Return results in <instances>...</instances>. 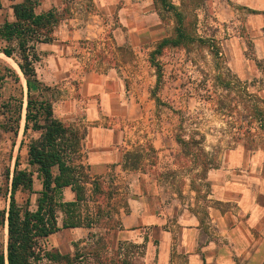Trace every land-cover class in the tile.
Listing matches in <instances>:
<instances>
[{"label":"crops","instance_id":"1","mask_svg":"<svg viewBox=\"0 0 264 264\" xmlns=\"http://www.w3.org/2000/svg\"><path fill=\"white\" fill-rule=\"evenodd\" d=\"M11 1L15 4L23 0ZM37 1V13L57 9L62 15L54 31L55 39L37 45L40 56L36 63L37 77L48 87H66L76 78L81 79V96H69L72 98L61 102L68 106L66 113L55 115L67 125L80 129L83 136L80 161L91 180L103 181L114 190L116 216L120 220L119 229L111 232L114 243L127 240L145 244V254L134 259L136 264H264V150L233 149L226 165L209 175L211 191L203 198L192 187L190 179L178 186L172 182V177H163L161 172L165 166L159 163L148 164L146 158L136 165L131 163L132 151L141 144L143 152L145 144L143 141L135 144L127 136L131 135V129L121 125L125 117L122 111L129 103L124 95L125 81L114 67L108 73L96 71L97 67L86 69L87 50L81 43L91 38L102 39L106 24L119 23V26L111 25L109 35L110 39H115L118 62L123 52L120 41L125 38L133 50L140 52L147 43H158L172 36L173 22L165 17L159 1ZM214 1L220 20L245 28L253 39L258 58L264 61V0ZM2 11H5L3 7L0 25L14 20L12 7L7 10L8 17L2 16ZM237 31L233 46L240 55L245 49L240 43L243 40L240 28ZM0 58L11 59L1 51ZM4 67L0 62V72ZM237 69L244 78L254 71L252 64L247 63L238 65ZM14 71L20 80L23 76V90L28 97L26 78L18 69ZM3 91L0 83V100ZM97 106L102 107L103 113L97 111ZM25 117L26 113H22L20 129L23 131ZM90 186L88 184V191ZM38 187L42 189L40 181ZM63 200L75 201L76 193L66 187ZM89 217L94 221L90 211ZM63 219L59 216L60 226ZM6 228L4 242L7 241ZM97 230L95 224L62 228L40 245L73 254L62 251V245L57 242L59 234L71 245L74 242L85 244L88 236Z\"/></svg>","mask_w":264,"mask_h":264},{"label":"rangeland","instance_id":"2","mask_svg":"<svg viewBox=\"0 0 264 264\" xmlns=\"http://www.w3.org/2000/svg\"><path fill=\"white\" fill-rule=\"evenodd\" d=\"M169 2L183 14L184 30L194 38V42L184 47L163 49L162 54L156 57L159 66L150 61L151 53L159 42H149L139 52L133 50L128 38L120 41L123 52L118 56L121 61H117L115 39H110L109 35L113 24L119 26V23H113L112 26L106 24L102 39L83 41L81 47L87 50L84 59L87 62L86 69L97 67L96 71L108 73L114 67L125 81L124 95L129 103L122 111L125 117L119 120H122V126L131 129V135L127 136L135 144L141 141L145 144L143 152L140 151L141 144L132 151L131 163L136 165L143 158L148 159L147 163L151 165L159 163L161 167L165 166L161 172L163 177H172V182L178 186L183 185L185 179H190L192 187L205 198L211 191L207 180L209 175L226 165L233 149L243 147L246 151L264 150V61L258 58L253 39L245 28L220 20L214 0ZM2 5L5 10L2 16H10L7 10L12 7V1L2 0ZM161 7L165 17L173 22L174 36L177 26L175 12L162 4ZM239 28L243 36L240 43L245 49L240 55L235 53L233 46ZM16 57L8 60L0 58V62L2 66L8 65L21 73ZM242 63L254 67L250 76L245 78L237 69ZM4 73L2 68L0 74ZM80 82L81 79L76 78L66 87L49 86L48 90H43L45 97L52 102L54 113H66L68 106L61 102L72 98L69 96H81ZM0 83L4 88L0 100V186L3 189L0 209H4L9 203V195L5 193L11 185L8 171L13 172L18 155L20 167L27 166V145L39 134L30 131L25 139L23 128L18 129L16 122L19 113L27 112L23 76L19 82L9 77ZM39 93V89L35 88L33 94L36 96ZM97 111L103 113L102 107L97 106ZM23 139L25 145L20 149ZM179 139L187 144H181ZM101 183L104 193L100 199L97 202H85L76 213L91 220L89 211L96 218L100 207L103 218L98 222L93 221L97 231L114 232L120 227V220L116 216L117 200L113 188L103 181ZM92 188L89 187V197H92ZM38 191L36 179L34 192L19 191L17 200L24 204L30 199L31 208L35 209ZM94 198L96 196L93 195ZM59 216L64 217V213L60 212ZM62 235L60 233L57 240L62 245V251L74 253V246ZM4 237L5 229L0 225V240ZM84 245L86 243L81 244ZM37 264L48 262L45 260Z\"/></svg>","mask_w":264,"mask_h":264},{"label":"trees","instance_id":"3","mask_svg":"<svg viewBox=\"0 0 264 264\" xmlns=\"http://www.w3.org/2000/svg\"><path fill=\"white\" fill-rule=\"evenodd\" d=\"M158 1L175 12L177 26L175 35L163 39L151 53L150 61L155 66H159L156 57L162 54L163 49L184 47L194 42V38L184 30V17L177 7L169 0ZM37 6V0H23L13 4L14 21L0 25V51L8 57L17 55L16 62L27 81V112L23 131L25 139L30 131L39 134L27 145V166L20 167L18 155L13 172L8 171L11 185L5 195L10 194L9 205L0 209V225L3 228L7 226V246L0 240V264H37L45 260L48 264H136L134 259L145 254L146 245L127 240L116 244L111 231L91 233L84 246L74 242L73 254H63L58 249H45L40 245L41 241L62 228L92 227L95 224L93 221L76 212L89 200L97 202L104 190L102 181H92L86 166L80 161L83 138L80 129L56 117L52 102L43 92L50 87L37 77L36 63L40 61L37 45L55 39L54 31L62 17L57 9L37 13ZM2 7L0 0V10ZM3 70L5 73L0 74V82L9 77L15 82L20 81L12 68L6 66ZM35 88L40 92L36 96L33 94ZM21 116L22 113H19L16 121L18 129ZM15 132H18L17 129ZM25 139L21 141L20 149L25 145ZM179 142L187 144L181 139ZM36 179L40 181L42 189L37 192L36 208L32 209L30 199L24 204L18 202L17 193H33ZM88 184L93 187L92 197L88 194ZM66 187L76 193L75 201L63 200ZM2 192L0 186V194ZM93 195L97 199H93ZM60 212L64 213L62 226L58 224ZM102 212L99 207L94 220L100 221L103 218ZM109 221L112 219L109 218Z\"/></svg>","mask_w":264,"mask_h":264},{"label":"bare ground","instance_id":"4","mask_svg":"<svg viewBox=\"0 0 264 264\" xmlns=\"http://www.w3.org/2000/svg\"><path fill=\"white\" fill-rule=\"evenodd\" d=\"M21 74L23 75L22 71L20 70Z\"/></svg>","mask_w":264,"mask_h":264},{"label":"water","instance_id":"5","mask_svg":"<svg viewBox=\"0 0 264 264\" xmlns=\"http://www.w3.org/2000/svg\"><path fill=\"white\" fill-rule=\"evenodd\" d=\"M6 244H7V241H6Z\"/></svg>","mask_w":264,"mask_h":264}]
</instances>
